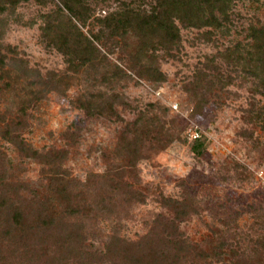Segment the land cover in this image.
<instances>
[{
	"label": "rangeland",
	"instance_id": "374dc122",
	"mask_svg": "<svg viewBox=\"0 0 264 264\" xmlns=\"http://www.w3.org/2000/svg\"><path fill=\"white\" fill-rule=\"evenodd\" d=\"M55 1L0 13V191L36 204L64 181L79 211L71 248L16 262L51 264L58 252L63 264H122L141 244L168 249L175 233L222 250L178 264H264V86L242 59L249 27L264 25V0H235L219 29L180 25L171 53L132 35L104 38L106 59L76 71L43 37ZM121 2L150 9L153 0H89L83 31L98 33L97 17ZM140 64L166 79L142 77ZM116 65L127 75L115 77ZM87 98L106 102L104 113L78 107ZM6 125L20 147L3 137Z\"/></svg>",
	"mask_w": 264,
	"mask_h": 264
},
{
	"label": "trees",
	"instance_id": "16d2710c",
	"mask_svg": "<svg viewBox=\"0 0 264 264\" xmlns=\"http://www.w3.org/2000/svg\"><path fill=\"white\" fill-rule=\"evenodd\" d=\"M28 1L32 0H0V13L15 11L19 4ZM34 1L46 5L49 1L55 0ZM56 1V9L45 15L43 37L48 46L56 48L65 56L75 71L81 65L95 66L106 59L107 55L97 43L104 38L125 39L132 35L141 41L142 47L150 43L154 50L162 47L171 53L173 47L181 40L180 25L222 28L230 20V12L235 2V0H153L150 9H141L121 2L117 9L97 17L101 25L100 30L91 36L87 35L81 26L94 14V8L89 0ZM247 37L250 38L247 56H243L242 59L250 60L248 71L259 77L264 86V25H251ZM140 67L139 75L142 77L147 76L155 81L166 79L165 73L158 66L140 64ZM124 75H127V72L123 67L116 65L114 76L123 78ZM78 102V107L85 109L90 115L104 113L106 109L104 107L106 102L90 98L79 99ZM110 110H113L112 105ZM257 119L262 123L264 130V111L258 113ZM2 135L20 147L18 135L12 126L6 125ZM21 148L32 150L23 145ZM30 155L37 156L38 151L33 149ZM1 189L0 264L25 263L38 256H47L53 245L58 247L59 254L64 247L71 248L67 245L72 233L68 229L69 218L79 211V205L72 202L70 185H66L64 181L60 182L54 188L52 198L36 204L20 200L16 194H11L4 187ZM166 239L168 249H161V252L146 250L140 243L136 253L131 256L127 254L128 257L125 254L127 261L122 264H178L194 251L197 261H208L209 258H218L221 255L222 250L213 253L198 250L196 246L179 238L175 233L166 234ZM58 252L50 259L51 264H63V257Z\"/></svg>",
	"mask_w": 264,
	"mask_h": 264
}]
</instances>
